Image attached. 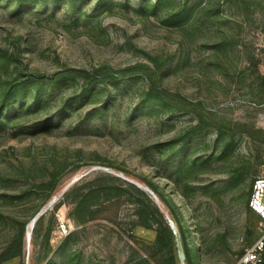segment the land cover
Wrapping results in <instances>:
<instances>
[{"label": "rangeland", "instance_id": "rangeland-1", "mask_svg": "<svg viewBox=\"0 0 264 264\" xmlns=\"http://www.w3.org/2000/svg\"><path fill=\"white\" fill-rule=\"evenodd\" d=\"M4 1L0 91L31 76L45 86L40 107L0 121V253L44 205L29 244L25 236L28 264H158L156 232L136 225L132 203H106L87 223L69 216L70 201L99 171L143 184L146 175L172 192L138 154L155 153L185 189L172 199L189 258L234 264L260 230L247 193L264 175V0ZM90 75L97 94L82 95ZM47 118L49 128L36 126ZM200 127L181 149L185 130ZM54 172L58 185L44 204Z\"/></svg>", "mask_w": 264, "mask_h": 264}, {"label": "trees", "instance_id": "trees-1", "mask_svg": "<svg viewBox=\"0 0 264 264\" xmlns=\"http://www.w3.org/2000/svg\"><path fill=\"white\" fill-rule=\"evenodd\" d=\"M11 1V0H10ZM9 1V2H10ZM16 5L25 4L28 1L24 0H17ZM0 2H5L4 0H0ZM73 2V1H72ZM149 76V75H148ZM147 76V77H148ZM75 78L71 72L66 76L68 78ZM96 75H90V80L83 82L80 86V94L86 95L88 93L97 94V89H91L93 82H95ZM150 80V84H152V79L148 77ZM15 79V78H14ZM42 85L45 86L44 82L39 80L37 76H31L23 80L15 81L8 79L6 85L0 91V121L2 122L4 119V115L11 116L15 114L19 109H25L30 106L40 107L41 101V87ZM262 86H264V79ZM151 90H155L154 93L155 97L159 98V91L153 85ZM152 94V93H151ZM159 101V100H158ZM161 104L163 102L159 101ZM109 99L105 100V106H108ZM66 103H63V109H67ZM54 123V118H47L44 120L38 121L36 124L41 130H46ZM202 130L200 127L197 130L194 129H186L184 134L181 136V149H184L187 145L188 138L194 133H199ZM141 160L147 163L152 164V170L157 177L165 176L169 180L167 183V187L172 190V192L165 193L158 183H155L146 175H139L143 181L147 183L160 197L161 201L170 209L172 218L174 219L175 223L178 226V229L181 233L183 246L186 253V263L187 264H196L192 258H189V254L187 252L188 242L186 239L185 228L179 219V206L175 203L172 199L174 197L173 193H175L176 188L180 189L185 194V189L179 187L178 181L174 178L173 173L170 171H164L158 164L155 163L154 159L155 153L152 156H144L142 153H138ZM104 164V163H102ZM109 166H114L113 162H109V164H104ZM118 167L124 171H127L125 166L118 165ZM54 178L50 182H45L44 184H48L49 189L44 198V204L49 200L52 196L56 187L58 185V176H56V172L53 173ZM254 182V181H253ZM253 185V183H252ZM78 186V183L73 185L72 188L69 189L64 193L62 198L54 204V209H58L64 204L66 197ZM251 190L248 194V201H247V213L251 217L254 215H258L249 205V200L251 196ZM109 202H127L132 203L136 209V215L138 220L136 225H140L142 227L148 229H154L156 232L155 238L152 243V257L158 260V264H180V257L178 253V247L176 244V235L171 228L169 222L167 221L164 212L161 210L158 203L155 201V198L148 193L144 188L138 186L136 183L131 182L127 179H122V177L99 171L97 172L94 179L88 181L83 187L81 191L76 192L74 198L70 201L71 210L69 216L73 218L76 222L80 223H87L93 219H95V211H97L101 206L105 205ZM44 206V205H43ZM42 206V207H43ZM186 208V205L184 204ZM41 210V208L36 212V214ZM50 210V209H48ZM47 210V211H48ZM35 214V215H36ZM34 215V216H35ZM33 216V217H34ZM32 217V218H33ZM260 220V216L258 215ZM177 220V222H176ZM40 217L37 220L33 233L36 232L38 229V225H40ZM259 222V221H258ZM29 224V223H28ZM258 224V223H257ZM27 224H23L19 234L17 237L12 238L6 246L3 248L2 252L0 253V264L6 262L8 260L14 259L19 257L24 264V256L27 257L28 249L26 248V231H27ZM53 229V225H51L46 230V240L49 242L50 235ZM72 233V232H70ZM249 235L252 233L251 228L248 231ZM260 234L257 235V237ZM256 237V238H257ZM249 242L248 245L252 244L255 239ZM247 245V246H248ZM30 258V255H29ZM29 260V259H28ZM72 264H78L74 257L71 258ZM28 264V261H27Z\"/></svg>", "mask_w": 264, "mask_h": 264}, {"label": "built area", "instance_id": "built-area-1", "mask_svg": "<svg viewBox=\"0 0 264 264\" xmlns=\"http://www.w3.org/2000/svg\"><path fill=\"white\" fill-rule=\"evenodd\" d=\"M249 205L261 217L260 234L246 246L234 264H264V175L254 179ZM180 264L187 263L180 261Z\"/></svg>", "mask_w": 264, "mask_h": 264}, {"label": "water", "instance_id": "water-1", "mask_svg": "<svg viewBox=\"0 0 264 264\" xmlns=\"http://www.w3.org/2000/svg\"><path fill=\"white\" fill-rule=\"evenodd\" d=\"M100 169L102 168L101 166H95L93 167V169ZM126 179H128L129 181L131 182H134L136 183L138 186L144 188L146 191H148L149 193H151V195H153V197L155 198V201L158 203V205L160 206L161 210L164 212L165 214V217L167 219V221L169 222L171 228L173 229L175 235H176V244H177V247H178V253H179V257H180V261L181 262H185L186 261V253H185V249H184V246H183V242H182V238H181V233L178 229V226L177 224L175 223L174 219L172 218V216L170 215V213L165 209L164 205H163V202L161 201V199L156 195L155 191L147 184H143L133 178H129V177H126L125 175H122V174H118ZM46 208H44V206L41 208V210L33 217V219L30 221L29 224L32 225V227L35 225V222L39 219V217L44 213ZM28 224V226H29ZM27 226V231H26V235H28V244L31 240V237H32V231L29 230ZM29 259V250H28V254H27V261Z\"/></svg>", "mask_w": 264, "mask_h": 264}]
</instances>
